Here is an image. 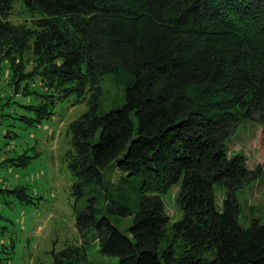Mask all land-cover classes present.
Returning a JSON list of instances; mask_svg holds the SVG:
<instances>
[{
	"label": "trees",
	"instance_id": "1",
	"mask_svg": "<svg viewBox=\"0 0 264 264\" xmlns=\"http://www.w3.org/2000/svg\"><path fill=\"white\" fill-rule=\"evenodd\" d=\"M18 1L29 21L11 20ZM5 60L16 94L5 105L17 103L25 128L51 118L59 101L86 99L69 124L66 160L72 194L89 195L76 225L84 238L93 231L103 255L117 264H264V222L242 224L237 195L261 167L228 147L242 120L264 122V0H0ZM106 76L124 85L108 111ZM175 185L183 213L169 231L164 196ZM13 192L30 199L23 186ZM89 247L85 239L52 249L51 264H90Z\"/></svg>",
	"mask_w": 264,
	"mask_h": 264
},
{
	"label": "rangeland",
	"instance_id": "2",
	"mask_svg": "<svg viewBox=\"0 0 264 264\" xmlns=\"http://www.w3.org/2000/svg\"><path fill=\"white\" fill-rule=\"evenodd\" d=\"M31 14L22 1L15 4L11 20L15 23L29 21ZM30 61L32 54L27 53ZM0 65V264H51L52 249L61 250L68 243H82L87 239L90 247V264H117V259L103 255L97 246L93 231L88 237L81 236L76 225L77 214L88 201L86 193L81 198L72 194L74 177L68 168L66 153L72 149L69 124L87 110L86 99L73 96L59 101L54 114L42 124L25 128L16 119L14 109L22 110L17 103L7 104L13 98L10 84L9 64ZM25 84V82H24ZM23 84V85H24ZM102 109L111 110L119 106L124 97V85L114 76H106L101 82ZM16 99L23 100L22 96ZM5 105L3 108L2 106ZM10 130L11 135H4ZM229 154L243 153L251 168L261 167V174L254 182L237 192L241 204L240 222L247 226L252 219L264 222V122L242 120L229 139ZM27 163L2 165L6 157H23ZM11 162V161H10ZM19 163V164H20ZM120 172L114 170L107 177L116 182ZM23 186V193L30 199L19 198L16 187ZM179 185L165 194L166 210L172 224L182 217L178 203ZM218 203L222 204L224 190L217 188ZM118 223L126 229L133 222V215L119 216ZM117 221V218H116Z\"/></svg>",
	"mask_w": 264,
	"mask_h": 264
},
{
	"label": "crops",
	"instance_id": "3",
	"mask_svg": "<svg viewBox=\"0 0 264 264\" xmlns=\"http://www.w3.org/2000/svg\"><path fill=\"white\" fill-rule=\"evenodd\" d=\"M1 121V120H0ZM3 160V159H2Z\"/></svg>",
	"mask_w": 264,
	"mask_h": 264
}]
</instances>
